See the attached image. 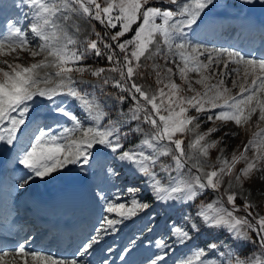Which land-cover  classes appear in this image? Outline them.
<instances>
[{
    "label": "snow or ice",
    "instance_id": "1",
    "mask_svg": "<svg viewBox=\"0 0 264 264\" xmlns=\"http://www.w3.org/2000/svg\"><path fill=\"white\" fill-rule=\"evenodd\" d=\"M157 3L161 6H151ZM211 3L212 0H23L19 6L28 7L24 18L30 19L28 29L38 43L32 47L34 40L29 38L26 30L18 22L9 20L6 30L0 34V57L15 54V59H20V52H27L32 58L39 56L42 59L28 65L0 59V64L6 65V68L0 67V125L7 123V127H0V140L13 143L18 129L25 123L23 116L29 110L28 102L34 97H46L50 101L58 96L71 98L86 113L89 126L85 127L84 122L62 104L55 105V110L68 117L71 125L63 127L58 134L41 129L30 147L23 152L19 163L35 176H48L69 164L87 165L92 157L89 150L94 145H103L118 153L119 160L128 162L134 171L145 177V183L157 201L187 203L207 190L218 193L212 202L197 212L202 223L209 228L226 231L237 241L264 249V216H253L247 198L241 209L235 203L237 194L229 191L233 187L235 165L241 161L244 167L235 174L236 185L242 187L243 181L252 179L254 173H261L258 179L264 181V128L259 127V122L264 121V56L257 58L232 48H217L205 50L207 62L202 61L200 57L204 52L197 46H191L185 37L187 30L198 22ZM74 15L99 21L113 30L119 27V31L106 40L107 33L102 36L93 26L92 32L80 40L76 34L81 29L73 21ZM137 24L130 38L121 40L125 34L132 33L133 26ZM92 35L96 38L92 39ZM189 47L191 51H188ZM115 49H119L122 58ZM89 56L106 58L110 67L93 69L84 65L83 61ZM157 56H163L166 60L171 56L174 63L178 58L177 72L194 95H184L181 86L169 78L172 69H166L162 75L157 64L152 65L158 85L155 93L145 91L143 85L135 82L134 77L143 76L139 71L143 66L141 59L152 60ZM221 62L224 70L212 83L215 77L205 73ZM229 64L236 67L228 70ZM86 72L103 77V85L112 84L119 89L116 99L120 103L129 98L133 101L129 112L124 114L127 119L101 124L107 115L102 104L92 94L76 87L73 73L83 75ZM106 72L117 73L119 78L104 76ZM192 72L198 74L195 83L202 86V91L192 87L189 80V73ZM232 73L237 76L232 81L233 88L239 87L236 94H231V89L225 85V78H230ZM238 80L241 82L238 83ZM192 110L196 116L189 114ZM257 114V131L252 133L244 150L239 155L233 152L231 160H228L223 156L224 149H220L217 164H209L210 150L222 143V139H206L219 131V126L203 133L196 131L201 126L197 123L201 116H206L205 122H233L239 128L248 125ZM129 121H141L150 127L145 132L137 124L132 131L143 133L142 140L124 149L120 128ZM189 133L195 134L185 148L184 138ZM224 135L234 137L236 133L226 132ZM123 139H126V135ZM249 150L253 152L251 157L247 155ZM169 156L170 164L160 163L161 158ZM158 165L160 172L156 171ZM206 167L208 170H205ZM172 172L176 175H171ZM161 173L167 174V183ZM226 176L229 178L228 187L220 192ZM31 178L29 176L28 180ZM137 192L129 188L126 193L129 198L125 202H117L120 194L116 201H105V212L117 218L106 215L100 221L97 234L76 253L77 257L86 254L94 244L100 242L102 232L114 231L116 225L149 208L148 203L138 198ZM225 197L230 207L226 206ZM241 210L247 215L236 214ZM185 219L190 222L192 230H199L191 218ZM171 232L178 243L190 239L189 231L184 226L173 225ZM156 244L161 250L170 247L164 239L157 240ZM208 247L213 250L219 248L216 244ZM166 254L156 256L150 264H161ZM205 255L204 249H197L178 264H208L203 259ZM219 255L228 258L222 259L220 264H264V253H250L241 257L229 248ZM6 257H12V260ZM20 261L22 264H80L76 258L66 260L42 251L27 250L24 244L18 245L14 252L0 251V264H19Z\"/></svg>",
    "mask_w": 264,
    "mask_h": 264
},
{
    "label": "rangeland",
    "instance_id": "2",
    "mask_svg": "<svg viewBox=\"0 0 264 264\" xmlns=\"http://www.w3.org/2000/svg\"><path fill=\"white\" fill-rule=\"evenodd\" d=\"M234 1H236V2L238 1L237 3L239 5L249 7V10H252V8H254L253 10H256V11H264V4H263L264 0H234ZM22 4H23V0H14V1L12 0V1H5L4 2V6L2 8H0V10H1L0 20L6 19V21L3 24L4 30H2L0 32V34L4 33V31L6 30L7 22L9 20H11V21L13 20V22H18L19 25L22 26L26 30V34L29 36V38L34 40L32 47H35V45H36V43H38V41L35 40L34 37H32L30 30L28 29L30 19L26 20L24 18V13L28 12L29 9L26 5L23 7L19 6ZM211 4H213V6L220 11L228 10L229 12L232 13L233 7L231 5L224 4L222 1L212 0ZM260 4L262 5V8H259ZM151 6H161V5L160 4H153ZM236 6H238V5H236ZM236 6H235V8H236ZM6 7H7V9L5 11ZM240 8H242V7H240ZM208 9H206V10L208 11ZM261 9H263V10H261ZM206 10H205V12H206ZM241 11H245V10L242 8ZM72 19H73V21H75L80 26L81 31L76 34L80 40H83L86 36H88L92 32L93 27H92L91 20L83 19V18H81L79 16H75V15L72 17ZM136 26H138V24L133 26V32L132 33L125 34V37L121 38V40L130 38V36L134 33V29ZM204 30L207 34L211 33L210 32L211 30L209 31L205 26L203 27L202 31H204ZM70 31H71V29H70ZM115 31H119V27H117L116 30L112 31V35L115 34ZM212 34H214V33H212ZM187 35H188V33H187ZM187 35L185 37V41L190 43L191 46H197L202 52H204V55L201 56L200 59L204 62H207V52L205 50H210L211 47H209L207 44L203 43L201 39H197V40L189 39L187 37ZM256 48H258V47H256ZM188 51H191V47H189ZM0 59H6L11 63H20L23 65H28L30 63L38 61L39 59H42V57L38 56V57L32 58L27 52H20V59H15V54H13L12 56L0 57ZM222 59H226V57L222 58ZM177 61L180 63L178 58H177ZM165 63H166V65H165ZM141 64L143 66L140 68L139 71L143 73V76L141 77V76L137 75L136 77H134V80L137 84L143 85V88L145 91H149L151 93H155L157 91L158 85L155 83L156 72L152 68L153 64H157L160 66V71H161L162 75L165 74L166 69H169V68L172 69V74L169 78L171 81H172V79L175 81H178V85H180L181 88L184 90L183 94H185V92H187V91L190 94L193 93L192 91L188 90V85L181 80V78L177 72L176 65H174V67L169 66L168 62L166 61V59H164L163 56L154 57L152 60H146V59L142 58ZM0 67L6 68V65L0 64ZM234 67H236V65L229 64L228 70H231ZM223 70H224V65L221 62L219 65L214 64L208 70V72L205 74L214 76L215 78L211 82L215 83L217 81V79L219 78L218 73L220 71H223ZM192 74H194V75L192 76ZM241 75H242V72H241ZM198 78H199V76L197 73H195V72L189 73V80L191 81L194 89L196 86L199 85V84L195 83V81ZM234 79H237V76L235 73H232L230 78H228V77L225 78V85L231 89V93L234 92L236 89L239 90L238 86L235 87L236 89L232 87V81ZM76 80L82 84L101 86V83L95 79L89 80V79L81 76V77H77ZM239 82H241V81L238 80V83ZM160 86H162V85H160ZM197 91H202L201 85L198 86ZM93 96H95V95H93ZM95 97L98 99V101L101 104H105V105H110L116 101L114 95H112V94H106V95H104V97H101V98H99L97 96H95ZM42 98H46V97L36 96L33 98L32 101L28 102L29 110L35 109L36 113H38V111L40 112L39 109L47 110V108H46L47 105H46L45 101H42L41 104L38 105ZM61 99H65L64 102H66V104L63 107L66 108L67 110H69L70 112H71V107H74V106H77L80 109V115L78 118L82 122H84L85 127H88L89 123L86 120V113L81 110V107L77 103H75L71 98L62 96ZM48 104L50 107L51 103L49 102ZM49 112L51 115L56 114V112L52 111V108L49 109ZM51 112H53V113H51ZM47 114H48V112L46 114H40L41 115L40 120H38V121H42L43 124L48 123L49 117L47 116V119L44 118V115H47ZM25 117L26 118L31 117L34 120L37 119L36 117L31 116L29 113H25V116H23L25 123H27V121H28V119L26 120ZM66 118H68V117H66ZM206 119H207L206 116H201L200 120L197 121V123H199L201 126L196 131L203 133L211 127L219 126V129H220L219 131L213 133L212 135H210L206 138L208 141L221 140L222 139V143H219L216 148L211 149L210 153H209L208 163L215 165V164H217L216 157L221 154L220 149H224L223 156L226 157L227 159H229L232 156L233 152H236L237 149L239 148V146H241V144L244 143V139L248 135H250L255 128H257L258 114L254 115L252 117V120L250 121V123L248 125H244V126L239 127V128L236 127L233 122L221 124L220 121L205 122ZM69 123L71 125L70 120H69ZM137 124H140V126L144 129L145 132L149 131V129H147V130L145 129V127H144L143 123H141V121H136V126H137ZM21 126H20V128H21ZM136 126H135V128H136ZM0 127H7V123H5V125H1ZM259 127L264 128V121L259 122ZM41 129H43L45 131L51 130L52 134H58L62 130V127L60 126L59 130H57L56 132H53L54 127L48 128L44 125H41L40 127L39 126L37 127L36 131H33V132L27 134V136L25 137L24 140H20L19 146H18L19 151H18L17 155L14 157V165L12 166L11 174L9 175V184H8V189H7V196H8L7 201H8V203L12 202V200H13L12 196H13L14 192L19 194V197L16 198L15 200H18L19 198L21 199L22 198L21 196H24L26 193L27 186L29 185L30 186L29 188H31L33 186L35 179L37 178V176H35L31 172L30 169L25 168L23 165H22L23 169L17 173H12V170L14 171V169L17 167V166H15L16 164H20L19 163L20 157L22 156L23 152L26 151L27 148L30 147L31 142L35 139V136L39 134V131ZM226 132H229V133L234 132V133H236V135L234 137L231 135L225 136L224 134ZM194 134L195 133H189L187 135L188 140L192 139L194 137ZM75 135H79V133H76ZM4 145H6L7 147L9 146V144L7 143L6 140H0V148H3ZM7 147L5 148L4 151H2V149H0V156H1L0 160H2L4 158V154H7V152H8L6 150ZM186 147H187V145H186ZM89 151L92 153V157L90 159V162L92 160H94L95 164L96 165L98 164L97 165L98 167H101V165L103 163H106L104 165V167L101 169L100 175L98 178L99 187H98V196L96 198H98V199L100 197L102 198L101 200L99 199L100 200V208H101V205L105 208V201L106 200L116 201L118 194H120V199L117 202H125L126 199L129 198L126 196L127 190L129 188L138 190V192H137L138 198L143 200V201L149 200V203H150V201H151L150 196H151L152 190L145 183V177L142 174H140L138 171H134L132 167L129 168L128 162L125 163L124 166H122L121 161L116 160L118 153H113L110 149L106 148L103 145H94L93 148L90 149ZM97 151L101 152L98 156H96ZM2 154H3V156H2ZM247 155L249 157H251L253 155L252 150H249ZM163 159H167V161L171 162L170 156L169 157H163ZM163 159L160 161V163L161 164H168L165 161H163ZM90 162L87 165H81L78 163L74 164V165H70V167L68 165H65L64 168H59V169H57V171L49 174L48 176H43V177H39V178L44 179V180H42L44 183H46L45 181H47V180H45L46 177L51 178V179H49V182L52 181V183H53V182L57 181V179H55L53 177H57L60 175H63V176L68 175L69 176L71 173H77L78 171H81L84 168L88 167ZM97 166L90 167V168H95L94 173L98 172V169H96ZM67 169H70V170H68V173L66 172ZM110 169H111V172L109 171ZM205 170H208L207 167L205 168ZM156 171L160 172L159 165L156 167ZM20 173H22V174L27 173L28 177L29 176L32 177L31 180H28V178H27L28 182L23 184V185H20L18 179L15 177L17 174H20ZM28 173H30V174L28 175ZM171 175H176V173L172 172ZM259 175H261V173H254L253 178L246 180L247 184H243L242 187L236 185L235 178H234L235 176H232L233 187L229 190L230 192L237 193V195L240 199L245 200V198H247L248 202L251 204L253 212L256 215H259L262 209L264 210V199H263L264 198V181H261L258 179ZM162 178H164L165 183L168 182L167 181V174L165 175V177H162ZM64 179L70 180L67 178H64ZM37 180H39V179L37 178ZM108 180H109V183H110V180L113 181V184H109V188L107 187V181ZM228 180H229V178L224 182V188L223 189L228 187ZM143 184H145L144 189L141 188V186ZM213 194L216 196V194L214 192H213ZM142 196H144V197H142ZM168 202H172V201H168ZM99 212H100V210H99ZM165 214H167L166 211L162 207H160V205H159L150 214H148V216L143 220V222L141 224H139L137 226L136 231L141 230V228H143L144 226H148V228L145 229V232L143 233V235L138 237L139 238L138 246L141 247L142 241L149 236L157 235V237H158V238L157 237L152 238V240L149 242V244L147 246H145L143 249H139L140 247L137 249V246L134 248V251H136V249H137V251H139L138 252L139 255L142 253L145 256L149 255L150 256V259H148L149 261L154 257V254L158 253L161 250L160 248L157 247L156 241L160 240V239H164L166 234H170L171 228L173 227V224L176 226H181L180 222H182V221L180 219H179L180 221L177 219L174 220V218H171V217H168L167 219H163V217H165ZM106 215L109 216L110 218H117L114 216V214H108V213L104 212L102 214V216L99 218L98 222L102 221ZM125 223L126 222L124 220L123 222L116 225L115 227L124 226ZM152 225H155V226H152ZM114 233H115V230L114 231H108L109 235H105L104 237H102L99 244L102 245L106 240L111 239V237L113 236ZM134 238H137V237H134ZM222 239L223 238L219 239L218 242L222 241ZM122 240H123L122 237H119L117 239L116 244L109 246V249L111 250V252L114 253V258L118 256L119 251H120V253L123 251L122 256H123V259H125L128 255V253L125 252V249L131 250L130 249L132 247L131 241L123 245ZM166 242L168 244V241H166ZM197 249H204L205 253H208V248L206 249V246L203 244L198 245V246L189 245L185 249L179 250L177 252V254L174 256V254L176 253V247H173L168 252V254H169L168 256L169 257L174 256V257L171 259H164V261L161 262V264H178V262L182 258L190 255L192 252H194ZM166 250L168 251L169 247ZM217 259L220 260V258H217ZM147 261L144 262L143 264H149L150 263ZM106 262H107V264H109L111 262V259L106 261ZM207 262H208V264H216L215 262H211V261H207Z\"/></svg>",
    "mask_w": 264,
    "mask_h": 264
},
{
    "label": "bare ground",
    "instance_id": "3",
    "mask_svg": "<svg viewBox=\"0 0 264 264\" xmlns=\"http://www.w3.org/2000/svg\"><path fill=\"white\" fill-rule=\"evenodd\" d=\"M238 2V1H237ZM264 4V3H263ZM6 5V4H5ZM237 4H235V6H236ZM242 7V6H241ZM209 8V9H208ZM208 11L206 10V12L204 11V13H202L201 14V17L198 19V22L195 24V25H193L192 27H195V26H198L199 25V20L200 19H205L208 15H210V14H212L214 11L216 12V14L215 15H218L219 17H220V19H221V22L223 23H227L226 24V26L224 27V29H223V33H222V35L224 36H231L232 34H234L235 32H237V31H239V27H240V24L238 23L239 21L238 20H231L230 22H228L229 21V19H230V12L228 11V10H224L223 12L222 11H219L218 9H216L214 6H213V4H210L209 6H208ZM242 8L245 10V11H241L242 10ZM242 8H240L239 6H236V10L235 11H237V12H239V13H241L242 14V17H241V19L245 22V23H252V18H253V16L254 17H257V19L258 18H262L263 19V21H264V11H250V13H248L247 12V6H245V7H242ZM259 8H262V5L260 4V7ZM253 10V9H252ZM261 10H263V9H261ZM11 14V13H10ZM13 21V20H12ZM257 20H255L254 22H253V24H255V30H257V29H259V31H261V32H264V23L263 22H256ZM25 25V24H24ZM243 30L241 31V33L242 34H245L246 33V31L244 30V28H242ZM205 31V30H204ZM211 32V31H210ZM249 32V31H248ZM188 33V32H187ZM197 33H198V29L196 30V31H194V32H192V33H190V37H195L196 35H197ZM209 34V33H208ZM215 34V33H214ZM189 35V34H188ZM260 37H259V35L257 34V36H255V38L253 39V41H251V42H249L248 44H247V46H246V48L244 49V50H242V52H243V54H246V55H249L250 54V49L254 46V45H256L257 44V41H258V39H259ZM209 40H212V38H209L207 41H209ZM246 40V38H241V40L240 41H245ZM193 41V40H192ZM213 42H215V41H213ZM223 45L225 46V45H232L233 47H235V48H237V49H241V47L240 46H238V42H234L233 40H230L229 39V41L227 42V44H225V42L223 43ZM203 49V48H202ZM210 49V48H209ZM261 56H264V44H263V46L261 47V49L259 50V52L257 53V55H256V57L257 58H260ZM43 106V105H42ZM47 108V110H48V107H46ZM29 109V108H28ZM27 113H29L31 116H33V117H36L37 119V121L36 120H34L33 118H26V120L28 119V121L27 122H30V126L28 127V126H26V127H28V129H33L34 127H35V125H37V124H41L42 123V121H38V120H40V114H39V112L38 113H36V110L35 109H31V110H28V112ZM52 113V112H51ZM25 116V115H24ZM47 116L49 117L48 118V120H49V122L48 123H46V124H49V125H56V123L57 122H59V119H57V118H52V117H50L49 116V114H47V115H44V118L45 119H47ZM43 124V123H42ZM22 127H25V124L24 125H22L21 126V128ZM20 129V128H19ZM1 149V148H0ZM18 151H19V149H18ZM8 153V152H7ZM101 153V152H100ZM5 155V154H4ZM2 156H3V154H2ZM1 157V156H0ZM17 160V159H16ZM79 164V163H78ZM69 165H71V164H69ZM98 165V164H97ZM70 167V166H69ZM68 167V168H69ZM87 168V167H86ZM59 169V168H58ZM87 171H88V169H86L85 170V172H84V174H83V176L82 177H84L86 174H87ZM79 175H81V172H78V174H76V177L77 176H79ZM39 180H35V185H34V187L35 188H39V186H41L44 182L40 179V178H38ZM45 180H47V181H45L46 183H44L45 184V186H43V188H45V187H48L49 188V192L52 194V196L54 197V199L55 200H57V199H59V191L57 192V183H61L60 184V186H66V188L67 189H69L70 190V192H72L73 191V182H71V180H66V179H64V178H62V179H57V181L56 182H53L52 183V181L51 182H49V178L47 179V177H46V179ZM42 183H41V182ZM54 181V180H53ZM43 188H42V190H43ZM42 190H41V192H42ZM22 197V196H21ZM20 199V198H19ZM17 204H13V206H16ZM24 205V204H23ZM15 211H18L17 209L15 210ZM13 227H14V233L16 232V236H17V238H16V240H18V239H21V237H23V235H26L27 236V234L28 233H30V232H35V231H37V229H33V228H31V229H26L25 230V227H26V223H25V220L24 219H22V218H19L16 222H14L13 223ZM121 229V230H120ZM93 229L91 230V232L90 233H93ZM124 231H125V228H119L118 230H117V232H116V234H115V237L114 238H116V237H118V236H120V235H123V233H124ZM131 234V233H130ZM109 235V234H108ZM87 237V236H86ZM128 238V237H127ZM126 238V239H127ZM42 239L43 238H39L38 237V239L34 242H32V243H25V246H26V249L27 250H30V251H42V252H44V253H46V254H48L49 252H50V250H48V249H43L42 248V246H41V241H42ZM82 239H80V240H75V239H73V242H72V244L71 245H69V246H67L66 245V243H61L60 244V247L57 249V256H60V257H64V259H66V260H71V259H73V258H76V259H78L79 261H80V264H82V263H86V262H88L89 264H95L96 262H100V260L103 258V251L101 250V249H99L98 248V243H96V244H94L93 245V247L91 248V249H89V251L86 253V254H82V255H80L79 257H77L76 256V253L81 249V248H83V246L86 244V242H85V240H82ZM55 246L56 245H53V246H51V250H54V248H55ZM7 251H9V252H14L13 250H7ZM6 259L7 260H9V261H11L12 260V257H6ZM140 261V258L139 259H137V261ZM108 261V260H107ZM137 261L136 262H128L127 264H137ZM20 264H22V261H20ZM112 264H120L119 262H113Z\"/></svg>",
    "mask_w": 264,
    "mask_h": 264
},
{
    "label": "trees",
    "instance_id": "4",
    "mask_svg": "<svg viewBox=\"0 0 264 264\" xmlns=\"http://www.w3.org/2000/svg\"><path fill=\"white\" fill-rule=\"evenodd\" d=\"M96 28H97L98 32L101 33L102 36H103L105 33H107V36H105V39H106V40L109 38V36H108V32H107V29H110V28H106L105 25H104L103 29H102L101 27H99V25H96ZM109 31H110V30H109ZM115 51L117 52L118 56H120V58H122V57H121V54L119 53V49H115ZM83 64H84V65L91 66L93 69H95V68H108V67H110L109 62L107 61L106 58H99V59H97V58H95L94 56H89L88 58H86V59H85V63H83ZM173 64H174V63H173ZM115 74H116L117 77L119 78L118 74H117V73H115ZM90 75H91V74H90ZM94 77H95V76H94ZM99 78H102V79H103V77H99ZM118 78H117V79H118ZM107 87H108L107 89H108L109 91H110V90H115V91L117 92V94L119 93V89L113 87L112 84H111V85L109 84ZM130 100H131V99H130ZM130 100L127 99V100L124 102V104H125L124 109H127L128 112H129V108L132 106V103L130 102ZM131 101H132V100H131ZM132 102H133V101H132ZM128 129H129V128H128ZM124 134H126L127 136H129V137H127V140H126V141H128V142H130V143H132V142L134 143V142L137 141V139H138V136H137L134 132H131V131H125ZM184 139H185V142H186V137H185ZM184 144H185V143H184ZM202 197H203V199H204V200H203V203H206L208 200H210V199L213 198V196L211 195V193H210L209 191H205L202 195L198 196V198L195 199V202H196V201L199 202V199L202 198ZM235 203H236V205H238L241 209H243L244 202L239 203V199H238V197H237ZM241 211H242V210H241ZM241 211L238 212V213H240L239 216H246V215H247L246 212H244V211L241 212ZM249 211H250V209H249ZM250 212H251V211H250ZM251 213H252V212H251ZM253 216H254V215H253ZM250 219H251V218H250ZM223 232H224V231H223ZM209 239H210V237H209ZM256 248H257V246H255L254 244L249 243V244H247V245L240 246L239 249L237 250V254L240 255V256H242V257H245V256H247L249 250H251V253H254V251L256 250Z\"/></svg>",
    "mask_w": 264,
    "mask_h": 264
}]
</instances>
